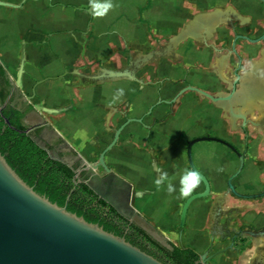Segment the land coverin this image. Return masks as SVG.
I'll use <instances>...</instances> for the list:
<instances>
[{
	"label": "crops",
	"instance_id": "1",
	"mask_svg": "<svg viewBox=\"0 0 264 264\" xmlns=\"http://www.w3.org/2000/svg\"><path fill=\"white\" fill-rule=\"evenodd\" d=\"M0 1L14 5H0V65L4 67L8 78L15 80L21 58L24 57L21 93L30 96L34 91L35 95L30 100V104L45 108L39 113L33 109V112L31 111L26 118V125L39 122L43 118L46 124L51 126L81 158L89 162L90 154L96 153L98 148L101 150L110 143L119 127L118 125L116 129L114 128L117 111L115 103H109V99H113L118 89L124 90L121 97L123 104L131 103L133 99L148 92V88L146 90L139 86L132 90L133 88L130 86L134 82L132 80H135L133 76L138 69L149 63L148 53L145 55L136 53L132 59L134 70L128 68L125 58L121 60L122 67L103 70L100 68L88 69L89 66L95 65L96 61L102 58L101 33L112 29L116 30L115 34H117L118 29L123 28L124 30V27L130 28L129 34L140 32L143 18L147 16L143 13L142 6L145 0H111L113 8L103 17H94L91 14L89 0ZM226 1L228 0H218L217 6H214L217 11L223 12V16L219 17L220 20H223H218L217 24L226 23L231 16L236 19L243 18V22L246 23L248 18L252 21L255 16H258V11L264 12V3L250 0L248 6L256 10L254 14L243 15L234 6L231 9H234L239 15L225 13L230 10ZM240 9L245 12V8L241 7ZM251 21L248 24H251ZM116 22H118L117 28ZM199 23L201 24L199 28L195 26V31L186 35L185 39L198 37L202 32L207 36L210 31L208 26L204 21H199ZM256 32L253 31L250 34L253 36ZM187 39L183 43L184 45L187 44ZM195 40L199 41L196 38ZM179 43L172 42L168 47L169 50L175 48ZM218 44L220 43H207L205 47L210 53L217 49H224L222 45ZM238 49L242 56L241 64L245 69L246 76L241 77L239 88L232 100L221 102L226 105L230 117L227 115L226 120H221V123L219 122L217 125L212 114H208L209 116L205 117L204 129L214 130L215 133L208 135L194 127V135L191 139L212 136L226 140L235 146L250 145V155L245 157L244 168L233 183L241 193L253 194L261 189V185L258 183L264 182V109H262L264 108V43L249 42L247 45L241 44ZM208 55V52L203 53L204 64L192 65L194 70L199 72L193 73V77H188V80L190 82L192 80L191 86L225 96L231 92L230 89L236 79L231 70L237 68L238 63L236 64V60L231 57L218 59L219 62L210 61ZM113 56H115L114 50ZM158 56L153 55L152 61L156 60ZM145 58L146 61L141 62V59ZM173 58L178 60L179 54L175 53ZM170 65L162 67L161 71H157V75L161 78L170 74L173 76L172 72L175 76L180 75L177 72H181L182 65L173 61V68ZM188 66L190 65L188 64ZM10 68L12 71H9ZM114 71H126L128 75L110 78L108 74ZM122 79L128 80L117 82ZM112 81L115 82L112 83ZM101 84L102 86H100ZM246 84L247 86L244 87L243 85ZM105 98L108 101H105ZM169 100H158L157 103ZM162 105L166 107L157 104V106L150 107L149 111L144 108L145 111L141 109L138 116L129 117L141 118L142 122L129 123L128 125H134L132 127H127V125L121 131L116 144L111 149L115 158L123 159L126 168L123 173L111 164L112 171L131 184L132 204L139 215L160 229L164 236L163 241H170L178 247L183 245L184 248H190L198 255L209 248L212 242L214 245L220 246L217 249L224 247L232 237L229 231L235 229L240 223L256 225L264 223V208H261L260 203L258 204L255 199H249L250 201L242 199L243 201L239 205L243 212L240 214L234 212L233 214V217L241 218L240 222L225 223L223 218L232 214H225L226 208L223 207L225 194H223V197L220 195V205H217L216 208H213V205L207 206L206 198L195 200L188 209L183 234L179 235L180 212L178 204L182 197L179 195L180 181L178 177L180 173L183 174L187 170L185 168L188 163L186 148L189 140L186 139L185 143L183 141L185 144L183 155H179L180 157L174 155L176 144L181 143V140L179 137L172 140L170 135L174 133L179 135V129L183 126H177L178 123H174V125L159 123L164 119L165 115L161 116L162 114L172 111V104L163 103ZM145 113L148 115L144 118ZM150 113L153 115H151L152 121L149 123L146 119ZM194 113L196 114V112ZM29 117H33L35 120L29 122ZM238 124L243 125L247 134H243L242 131V134L238 133V135L231 133V128L228 125L236 129ZM131 131H136L132 138L129 137ZM214 134L215 136H213ZM85 146L92 147L93 150L89 152ZM212 150L220 151V154L213 156ZM227 150L229 151L223 144L213 141H200L192 146L194 163L209 180L211 188L212 185L216 186L217 182L219 184L222 182V186L227 191L226 181L233 173L230 174L224 167L218 172L212 173L203 162L216 161L220 164L224 161L222 157H230ZM200 153L203 154L202 158ZM162 174L165 176L164 183L157 185L156 180ZM169 185L174 187V192H168ZM200 186L195 190L197 191ZM248 209H261L263 219L261 220V216L255 214L256 211L248 213ZM245 212L247 213L245 214ZM256 242L257 249L264 244L263 239L260 238ZM249 251L250 249L244 251L247 252L245 256L248 254L249 257H244L243 261L236 264H253L252 260L254 259L250 256L255 252L251 251L250 254ZM229 256L239 257L235 252L229 253ZM226 257L220 254L211 258L208 263L221 264L222 262L223 264Z\"/></svg>",
	"mask_w": 264,
	"mask_h": 264
},
{
	"label": "rangeland",
	"instance_id": "2",
	"mask_svg": "<svg viewBox=\"0 0 264 264\" xmlns=\"http://www.w3.org/2000/svg\"><path fill=\"white\" fill-rule=\"evenodd\" d=\"M218 0H145V3H142L143 6V13L147 15L143 18L142 28L140 32H132L129 34L127 27H124L121 29H118L119 32L115 34L116 30L108 29L106 33H101L100 39L101 44L100 48L101 50V60L96 61L95 65L89 66L88 69L93 68L96 70L97 68H100V70L108 69L112 67H122L121 60L125 58V60L128 62V68L135 69L134 61L132 60L136 53H142L143 55L147 54L149 63L142 66L136 74L133 76L135 80H132L134 82L131 83L132 90H135L136 88H139V86L143 87L142 89L148 88V92L144 95L135 98L131 101V103L123 104L121 102V97L119 100H117L114 104L116 109L115 114V121H114V128L116 129L118 125L120 126V123L129 117L132 116H138V112L142 109H147L149 111L150 107L159 106L166 107L165 105H162L165 103L164 101H160L157 103L158 100H169L171 99L180 89L187 85H192V80H188V77H193V73L199 72L198 70L195 71L193 64H204L203 60V53L208 52V60H216L219 62V60L229 58L236 60L235 56L232 54V51L230 50V47L232 43L235 42L236 48H239V46L247 45L249 42H247L245 39H236L235 37L237 35H243V34H249L250 36L253 31H257L255 35H251L250 37H258L260 34L264 32V12L258 11V16H255V18L251 21L248 18V21L245 23L242 20L243 18H234L230 17L226 21V23L222 24H213L212 27L209 28V33L206 35L203 34V32L198 35V37H189L187 39V44L184 45L185 40L180 41V43L173 49L169 50V45L173 41V38L180 33L181 30L185 29L186 26L195 19V17L204 13L210 14L213 9L212 6H217ZM235 3V4H234ZM248 3H250V0H228L226 1V5H229V12L227 13H233L237 14L234 9L232 10V6L234 8L238 9V12H242L243 15L246 14H254L256 10L250 6H248ZM220 4V3H219ZM210 5L211 7H209ZM245 8V12L243 10L241 11L240 8ZM206 15V14H204ZM230 19V21H229ZM251 21V24H248ZM118 22L115 23V25ZM200 23H198V28ZM207 25V24H205ZM242 25V26H241ZM246 26H250L247 28ZM130 27V26H128ZM245 27V28H244ZM117 28V25H116ZM243 28V29H241ZM127 30V31H126ZM139 30V29H137ZM205 31V29H204ZM209 35V36H208ZM195 38L199 41H196ZM170 42V43H169ZM220 43L218 45H222L221 50H218L219 53L216 51H207V47H205V44L207 43ZM262 45V44H261ZM167 48V50H166ZM113 50L115 51V56H113ZM165 50V51H164ZM152 53V54H151ZM179 54V59H175L174 54ZM159 55L156 57V60H153V55ZM220 55L221 58L219 57ZM174 59V60H173ZM219 59V60H218ZM173 62H179L182 65L181 72H177L180 75L175 76L172 72L173 76L171 74L166 77H159L157 75V71H161L162 67L165 68L169 64L173 68L172 65ZM188 64L190 66H188ZM180 65V66H181ZM9 71H12L10 68ZM128 79H122L117 80L124 82ZM138 80V81H137ZM115 81H112L114 83ZM102 86V84L100 85ZM205 91V90H204ZM208 92V91H206ZM210 93V92H208ZM215 94V93H210ZM202 96V95H201ZM199 96L194 91H185L182 96H180L175 102L172 103L171 109L167 114H162L161 116H164V119L159 121L162 125L165 124H173L178 123L177 126L182 125L179 129V135L178 133H174L170 135V139L174 140L175 138L179 137V140H181V143L176 144V149L174 151V155L181 156L183 155V147L185 148V144H183V141L185 143L186 139L190 140L194 135L193 134V128L196 127L197 129H200L201 133H207L208 135H212L215 133L214 130H207L204 129V124L206 122V116H209L212 114V117L214 120H216V124L221 123V120H226L225 117H227L228 112L226 110V105L222 104L221 102H212L210 99L204 96ZM113 99H109V103L112 102ZM105 101H108L107 98H105ZM34 103V102H33ZM157 103V104H156ZM224 106V107H223ZM249 109V108H248ZM144 110V111H145ZM247 110V109H246ZM196 112V114L194 113ZM136 114V115H133ZM146 114V113H145ZM209 114V115H208ZM148 114L144 115V118L147 117ZM151 115L146 119L149 123L152 121ZM230 117V115H228ZM35 120V118H28L29 122H32ZM145 120V119H144ZM123 122V123H124ZM134 124H130L127 127H132ZM229 128H231V133L233 135H238V133L243 132V134H247V131L243 129V131L240 129L243 128V125L238 124L236 125V129H233V126L228 125ZM118 129V128H117ZM242 131V132H241ZM251 131V130H249ZM129 132V130H128ZM127 132V133H128ZM134 133L136 134V131H131L129 134L130 138L134 137ZM215 136V134L213 135ZM114 137V136H113ZM113 139V138H112ZM178 140V141H179ZM112 141V140H111ZM110 141V142H111ZM152 142V141H151ZM173 142V141H170ZM177 143V142H175ZM109 144V143H108ZM107 144V145H108ZM106 145V146H107ZM105 146V147H106ZM99 149L96 151V153H91L88 157L90 160L88 163L95 164L98 161V157L100 153L105 149ZM239 151H243L245 148L247 149L246 157L250 155V145L247 144V146H236ZM89 152H91L93 149L92 147L85 146ZM214 154H220V151L212 150L211 151ZM227 153L230 154V157H222L224 159L223 162L220 164L216 161H209V162H203V164L207 165L212 173L218 172L221 168L227 169V171L231 173H234L238 169L239 161L236 157V155L231 152L230 150H227ZM93 154V155H92ZM201 154V158L203 157V154ZM112 155V156H111ZM179 156V157H180ZM227 159V160H226ZM105 161L107 166L112 170L111 164H113L118 170L121 172L124 171L125 163L123 159L121 158H115L109 150L107 154L105 155ZM181 164L180 162H178ZM185 163V162H184ZM155 166V163H153ZM127 167V166H126ZM187 170L189 169L188 163L187 167H185ZM99 171H103L102 168H99ZM124 173V172H123ZM181 173L179 174V181L181 177ZM216 179V178H214ZM219 180V179H218ZM202 183V182H201ZM219 185V186H217ZM216 186L212 185L211 193L208 197H206L207 206L211 207L214 205L213 203L217 200V198H220L218 196H222L225 194V201L223 204V207L225 208L230 207L231 205L240 207L239 205L242 199L236 198L232 196L231 194H228L226 191V188L223 187L222 182L219 184L217 182ZM200 186V185H199ZM203 184H201L200 188L194 192H198L203 190ZM201 189V190H200ZM225 189V191H224ZM264 189V188H262ZM223 190V191H222ZM222 192V193H221ZM225 192V193H224ZM187 197H182V199L179 201V212L181 213L182 205ZM224 200V197H223ZM245 200V199H244ZM249 200V199H248ZM250 201V200H249ZM262 200L257 201L258 203ZM249 210V211H248ZM248 212H255L257 216H261V220L263 219V212L261 209H248ZM137 212V211H136ZM138 217L136 218V221L142 225L144 228H146L155 238H157L160 241L164 240L163 234L160 232V229H158L156 226L152 225L150 222H148L144 217L142 218L139 213L137 212ZM223 221L227 224H236L237 220H230L228 217L223 218ZM178 230V228H177ZM237 239V238H236ZM245 239L244 241L240 242V244H236V248L240 250L238 253L239 257H231L227 255L226 259L224 258L223 264H235L239 261H243L244 256L247 252H244V248L250 249L249 253L251 251H254L257 249V242L251 238ZM247 240V242H245ZM230 243V242H229ZM229 243L225 244L228 245ZM213 249H217L218 244L211 243ZM224 245V244H219ZM224 246V247H225ZM210 249L207 248L203 253H207V251ZM251 254V253H250ZM209 264V263H207ZM222 264V262H221Z\"/></svg>",
	"mask_w": 264,
	"mask_h": 264
},
{
	"label": "water",
	"instance_id": "3",
	"mask_svg": "<svg viewBox=\"0 0 264 264\" xmlns=\"http://www.w3.org/2000/svg\"><path fill=\"white\" fill-rule=\"evenodd\" d=\"M264 3V0H258ZM0 5L14 6L0 1ZM198 16V15H197ZM201 16V15H200ZM216 16H212L205 21L208 27L216 23ZM198 26V25H197ZM196 27H188L181 30L172 42L184 40L186 35L193 33ZM236 39H245L251 43H264V33L258 38L251 39L247 36L237 35ZM171 42V43H172ZM149 59V58H148ZM146 61L141 59V62ZM136 64V63H135ZM24 73V57L21 58L17 69L16 79L11 80V85L18 94L22 89V75ZM110 78H118L128 75L126 71L110 72ZM239 76L233 82L231 92L225 96L210 94L198 87L187 85L180 89L172 99L164 101L172 104L185 91H194L212 102L231 101L236 93L235 85ZM28 96V100L34 98L35 92ZM35 112L43 111V107L33 104ZM33 109L31 110L33 112ZM47 110V109H46ZM27 124V119H23ZM133 122L141 123V118H127L114 133L112 141L100 153L98 161L95 164L86 162L81 156L80 163L85 171V176H89L85 182L88 186L98 193L92 182L100 181L106 173L107 180L114 177L116 183L126 186L130 191V210L137 214L133 204V190L131 184L115 174L106 164L105 155L116 144L121 131ZM46 124L42 118L41 121L30 124L33 127ZM56 132V131H55ZM57 133V132H56ZM58 134V133H57ZM59 135V134H58ZM200 141L219 142L231 150L238 157V169L227 179V193L244 199H254L263 196L245 195L237 192L233 179L241 173L243 169V155L225 140L212 137H197L188 141L186 154L190 170H194L202 177L203 190L192 193L187 197L182 205L179 221V235L182 236L185 226L186 216L190 205L197 199H203L210 195L211 185L206 176L199 171L194 163L192 155V146ZM35 142L43 149L37 140ZM68 144V143H66ZM69 146V145H68ZM58 159V158H57ZM62 161V159H58ZM102 168L103 171H99ZM83 180V178H80ZM105 199V198H104ZM108 201L107 199H105ZM252 235H256L252 233ZM212 247V245H210ZM180 248H184L183 245ZM208 252V251H207ZM207 253L199 255L201 264H207L212 255ZM0 264H165L152 255L146 253L135 245L125 240L124 237L115 235L112 232L104 230L98 223H90L82 216H77L66 209V206H59L51 202L46 196L37 193L33 187L29 186L7 163L4 156L0 153Z\"/></svg>",
	"mask_w": 264,
	"mask_h": 264
},
{
	"label": "trees",
	"instance_id": "4",
	"mask_svg": "<svg viewBox=\"0 0 264 264\" xmlns=\"http://www.w3.org/2000/svg\"><path fill=\"white\" fill-rule=\"evenodd\" d=\"M0 78L6 85L11 83L2 65H0ZM4 97L0 94V153L24 182L33 187L37 193L46 196L51 202L59 206H66L69 212L82 216L90 223H98L108 232L124 237L132 245L165 264H201L199 255L190 248H180L171 242L163 245L138 225L131 224L133 229L142 233L150 242L147 247L136 241L131 235L124 233L108 216L103 217L93 206L95 195L85 182L87 176L82 177L83 182L74 184L75 167L68 165L61 154L55 152L52 155V152L47 150L48 142L45 140L47 137L42 139L39 137L42 130L59 135L51 126H43L31 131L21 122L20 112L12 109L9 104L2 106ZM58 138L60 141L63 140L61 137ZM35 140L45 149L41 148ZM72 152L76 160L80 162L81 158L78 154L73 150ZM55 157L62 159L63 162ZM83 172L85 173L84 170Z\"/></svg>",
	"mask_w": 264,
	"mask_h": 264
},
{
	"label": "flooded vegetation",
	"instance_id": "5",
	"mask_svg": "<svg viewBox=\"0 0 264 264\" xmlns=\"http://www.w3.org/2000/svg\"><path fill=\"white\" fill-rule=\"evenodd\" d=\"M208 6L210 7V5H208ZM211 8L213 9V11H211L210 13L217 10L216 7L214 8V6H212ZM246 27L249 28L250 26H246ZM241 29H243V28H241ZM242 36H247L251 39H256L259 37L258 36V37L254 38V37L248 36L247 34L246 35L243 34ZM247 42H249V41H247ZM218 50L217 51L215 50V51L217 53H219ZM230 50L232 51V54L236 58V64L238 63L237 68H233L231 70L232 74H235V76L236 75L239 76L237 84L235 85V90H237L239 88V85H240L241 77L246 76L245 75V69L241 64L242 56L239 53V49L236 48L235 42L232 43ZM221 56H223V55H220L219 57L221 58ZM243 86L245 87L247 85H243ZM231 89H230V91H231ZM0 94L5 96L2 106L4 107V106H7L9 104V106L12 109H15L18 112H20L21 113V118H20L21 122L25 126H28L31 131L36 129V128H39V127L49 126L47 124L38 125L36 127H33L31 125H26V123L23 122V119H26L28 117V114L33 109V104H30V100H28V98H27L28 96L23 95L21 93V91L17 94L15 89L11 85V83L9 85H6L1 78H0ZM254 110H257V109L254 108ZM240 129L243 131L242 127ZM39 137L41 139L43 137H47V139H45L48 142V144H47L48 149L47 150L51 151L52 155H54L55 152L61 154V157L65 158L68 165L75 167V169H74V171H75L74 184H78L79 182H83L82 180H80V178L85 176V173L82 170V166H81L80 162L78 160H76V157L72 152L73 149L70 146H68V144H66L64 139L60 141V139L58 138L60 136H57L56 134H52V132H50L48 130H42L39 134ZM226 142H228V141H226ZM228 143L231 144L230 142H228ZM231 145L239 151V149L235 145H233V144H231ZM244 146H247V144H244ZM225 147L228 148L227 146H225ZM228 149L234 153L233 150H231L230 148H228ZM239 152L243 155V160H245V157L247 154V149L245 148L242 152L241 151H239ZM55 159H57V157H55ZM237 159H238V157H237ZM243 168H244V164H243ZM107 176H108V174L106 173L105 175H103V177L100 181L92 182L93 186L98 191V193H96L95 191L92 190L94 192V195H95V198H93V206H95L98 209L99 213L101 215H103V217L108 216V218L110 220H112L124 233L131 235L136 241L145 244L147 247H149L150 242L147 240V238L144 237V235L142 233H138L135 229H133L131 224L138 225L147 234H149L153 239L157 240L158 242H160L163 245H167V243L170 241L165 242V241L158 240L146 228H144L142 225H140L136 221V218L138 217V215L133 213L130 210L129 205H131L130 204L131 194H130V191H128V188L126 186H121L118 183H116L114 177H109L107 180H105V177H107ZM88 177L89 176H87V179H89ZM234 179H233V181H234ZM258 184L261 185L260 191L257 193H253V194L241 193L237 189L236 186H235V188H236L237 192H239L241 194H245V195H258L261 193L263 194L264 189H262V188H264V182H260ZM232 196H234V195H232ZM234 197H236V196H234ZM104 198L107 199L108 201H106ZM236 198H239V197H236ZM217 199L219 200V203H220L221 196H220V198H217ZM224 199H225V197H224ZM239 199H244V198H239ZM254 199L256 201L262 200V199H264V195L257 197V198H254ZM245 200H248V199H245ZM224 202H226V201H224ZM259 203L258 204L260 205V207L264 208V202L261 201ZM234 212H236L237 214H240L241 212H243V210L240 207H236V206L231 205L230 207L226 208L225 214L226 215L232 214V215H228V217H229L228 219L237 220L240 222L241 218L233 217ZM246 213L247 212H245V214ZM260 232H264V223L259 224V225L252 224V223H240L235 229L229 231V233L232 237H231V239L229 241L230 243L228 245H226L225 247L219 248V249H213L212 247H210V249L208 250L206 255L207 256L212 255L211 258H214L220 254H223L225 256L229 255V253L232 254L233 252L238 254L240 252V250H238L235 245L240 244V242L244 241L245 239H247L249 241L248 238H251V239L253 238L255 241L259 240V238L264 240L263 235L258 236V237H255L254 235H252V233L257 234ZM247 240L245 242H247ZM244 250H247V249L244 248Z\"/></svg>",
	"mask_w": 264,
	"mask_h": 264
},
{
	"label": "clouds",
	"instance_id": "6",
	"mask_svg": "<svg viewBox=\"0 0 264 264\" xmlns=\"http://www.w3.org/2000/svg\"><path fill=\"white\" fill-rule=\"evenodd\" d=\"M91 7V14L94 17L105 16L110 9L113 8L111 0H89ZM124 94L123 89H118L116 95L113 97L112 102L115 103ZM165 176L162 174L161 177L156 180V184L160 185L164 183ZM202 177L194 170H185L180 177V188L179 195L181 197H189L192 192L200 185ZM175 189L173 186H168V192L172 193Z\"/></svg>",
	"mask_w": 264,
	"mask_h": 264
},
{
	"label": "bare ground",
	"instance_id": "7",
	"mask_svg": "<svg viewBox=\"0 0 264 264\" xmlns=\"http://www.w3.org/2000/svg\"><path fill=\"white\" fill-rule=\"evenodd\" d=\"M231 11V10H230ZM227 12H229V11H227ZM227 12H225V13H227ZM198 15V14H197ZM229 15H231V14H229ZM228 15V16H229ZM214 17V16H216L217 17V19H216V21L218 22V20H220L219 19V17H221V16H223V12H219V11H214V12H212V13H210V14H206V15H204V14H202L201 16L200 15H198V16H196L195 17V19L193 20V21H191L189 24H188V27H195V26H197L198 25V23H199V21H206V20H208L209 18H211V17ZM227 18V17H226ZM223 20V19H222ZM222 20H220V21H222ZM229 21H230V19H229ZM215 24H217V23H214V25ZM213 26V25H212ZM197 32V31H196ZM207 32H208V30H207ZM190 35V34H189ZM209 36V35H208ZM185 39V38H184ZM170 43V42H169ZM174 43V42H173ZM166 50H167V48H166ZM165 51V50H164ZM152 54V53H151ZM148 56H150V55H148ZM137 57V56H136ZM148 58V57H147ZM138 60V59H137ZM136 65V64H135ZM125 70H126V68H125ZM88 82V81H87ZM102 82V81H101ZM247 85V84H246ZM261 101H263V100H261ZM257 103V102H256ZM264 105V104H263ZM262 108V107H261ZM260 108V109H261ZM262 109H264V108H262ZM264 114V113H263ZM217 205H220V203H219V200L217 199L216 200V202H215V204L213 205V208H216V206ZM213 214V213H212ZM211 219V218H210ZM264 236V232H260V233H257L256 235H255V237H258V236ZM263 243H264V240H263ZM248 256V254L246 255V256H244V257H247ZM249 257V256H248ZM250 257H253V259L254 260H252L253 261V264H264V244L260 247V248H258L257 250H256V252L253 254V255H251Z\"/></svg>",
	"mask_w": 264,
	"mask_h": 264
}]
</instances>
